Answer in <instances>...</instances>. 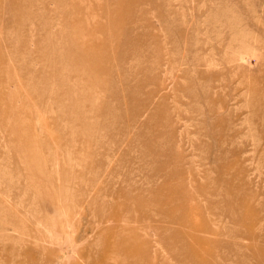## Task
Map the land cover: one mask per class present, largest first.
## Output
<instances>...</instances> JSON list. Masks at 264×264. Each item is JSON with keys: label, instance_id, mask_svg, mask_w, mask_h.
<instances>
[{"label": "rangeland", "instance_id": "1", "mask_svg": "<svg viewBox=\"0 0 264 264\" xmlns=\"http://www.w3.org/2000/svg\"><path fill=\"white\" fill-rule=\"evenodd\" d=\"M0 264H264V0H0Z\"/></svg>", "mask_w": 264, "mask_h": 264}, {"label": "bare ground", "instance_id": "2", "mask_svg": "<svg viewBox=\"0 0 264 264\" xmlns=\"http://www.w3.org/2000/svg\"><path fill=\"white\" fill-rule=\"evenodd\" d=\"M92 64L94 63V61L91 62Z\"/></svg>", "mask_w": 264, "mask_h": 264}]
</instances>
